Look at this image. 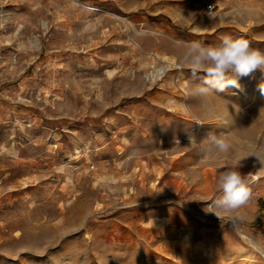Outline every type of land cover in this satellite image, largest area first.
I'll list each match as a JSON object with an SVG mask.
<instances>
[{
    "label": "rangeland",
    "instance_id": "1",
    "mask_svg": "<svg viewBox=\"0 0 264 264\" xmlns=\"http://www.w3.org/2000/svg\"><path fill=\"white\" fill-rule=\"evenodd\" d=\"M226 35L264 50V0H0V264H264L256 157L249 201L211 206L264 146V71L200 98L180 59Z\"/></svg>",
    "mask_w": 264,
    "mask_h": 264
},
{
    "label": "clouds",
    "instance_id": "2",
    "mask_svg": "<svg viewBox=\"0 0 264 264\" xmlns=\"http://www.w3.org/2000/svg\"><path fill=\"white\" fill-rule=\"evenodd\" d=\"M134 35H147L145 30L136 29L131 25ZM181 64L191 71V75L199 82L196 83L190 95L207 98L213 93L222 92L228 86L240 88L239 78L248 76L255 70L264 71V50L253 48L246 39L224 36L219 44L205 45L199 41H191L183 46L181 52ZM204 73V75H200ZM264 93V84L260 86ZM203 124L202 122H198ZM207 143L200 140L199 144L204 151H215L218 153H229L234 151V144L230 139L223 136H215L208 133ZM190 143H196L193 136L189 134ZM256 157V162L264 169V146L253 148L246 156H238L231 165H219L224 170L218 176L217 192L211 206L222 210H236L244 206L252 195L250 184L252 178L240 171L241 161L247 157ZM214 212L220 219L219 212ZM241 222L244 217L235 218ZM249 242L260 250L264 244L259 241Z\"/></svg>",
    "mask_w": 264,
    "mask_h": 264
},
{
    "label": "built area",
    "instance_id": "3",
    "mask_svg": "<svg viewBox=\"0 0 264 264\" xmlns=\"http://www.w3.org/2000/svg\"><path fill=\"white\" fill-rule=\"evenodd\" d=\"M208 9H209V11H212L213 6H212L211 4H209V5H208Z\"/></svg>",
    "mask_w": 264,
    "mask_h": 264
}]
</instances>
